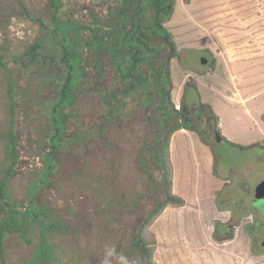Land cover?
Listing matches in <instances>:
<instances>
[{
  "label": "rangeland",
  "instance_id": "374dc122",
  "mask_svg": "<svg viewBox=\"0 0 264 264\" xmlns=\"http://www.w3.org/2000/svg\"><path fill=\"white\" fill-rule=\"evenodd\" d=\"M53 2L58 4L56 19ZM122 2L23 0L24 10L17 0H0L3 11L16 14L7 29L14 53L38 39L46 41L33 61L7 60L17 90L20 146V162L8 182L10 197L27 205L31 188L37 187L35 205L47 206L57 221L49 233L55 247L50 243L54 250L47 264H123L121 257L125 258L135 230L166 196V172L170 192L184 203L167 205L145 227L155 264H264V247L258 246L260 239L253 246L254 233L248 232L264 233V201L253 197L254 188L264 180V0H175L165 23L178 53L170 62L175 109L181 108L187 88L188 99L211 105L221 133L234 144L219 142L214 121L210 127L201 124L223 155L217 174L210 145L193 130L172 133L164 157L166 170L155 161L150 147L164 141L170 126L158 127L161 117L155 114V102L140 104L145 92L115 98L121 99L119 113L108 117L113 102L108 106L106 94L97 90H118L121 83L104 53L102 75L97 74L94 52L83 44L86 77L74 90L72 106L65 108L66 129L56 163L49 179H43L49 168L48 134L53 130L49 109L67 71L58 22L78 27L69 38L76 34L91 38L90 29L112 23ZM1 35L0 29L4 42ZM164 50L168 56L171 50ZM143 65L150 77V69ZM6 80L0 74V123L9 100ZM152 91L158 100L157 91ZM78 132L80 138L75 137ZM3 152L0 142V159ZM221 224L231 226L228 233L217 231ZM30 231L29 237L6 235V259L3 262L0 256V264H24L36 249V256L41 255V244L36 243L42 229ZM125 259L134 263L133 257Z\"/></svg>",
  "mask_w": 264,
  "mask_h": 264
},
{
  "label": "trees",
  "instance_id": "16d2710c",
  "mask_svg": "<svg viewBox=\"0 0 264 264\" xmlns=\"http://www.w3.org/2000/svg\"><path fill=\"white\" fill-rule=\"evenodd\" d=\"M18 3L26 10L23 0H17ZM175 0H124V5L116 10L114 21L108 23L105 27H95L90 29L92 31L91 38H84L76 34L73 38H69V32L78 30V27L73 23H65L59 21V29L64 35V55L63 61L66 64V76L61 84L58 99L50 106V117L53 122V130L48 134V142L50 149L46 154L49 168L43 172V179H49V175L55 166V156L61 146L63 133L65 132L64 111L65 108L71 107L74 103V90L81 86L80 79L86 77L84 57V46L87 44L88 48L93 50L92 55L95 58L93 62L97 74L101 76L103 69L102 58L103 53L107 55L108 61L114 68L118 75V82L121 86L118 90H97L98 93L106 94V103L113 107L107 113L108 117H114L119 113L120 102L115 103L117 95L125 97L129 93H136L142 89H154L160 93V101L156 106L155 114L161 117L163 124L161 128L168 125L169 130L165 135L164 141L150 147L151 153L165 170L167 167L166 159L169 140L173 132L179 129H188L197 132L204 143L210 145L214 154V172L217 174V165L220 152L216 150L207 136L197 127H192L191 123L180 121L182 116V109H175L172 102V78L170 62L174 57L178 56L176 51L175 41L172 33L168 30L165 23L171 18L174 12ZM53 6L57 8V2H53ZM58 13V8L54 12V19ZM16 14H8L0 8V29L3 32L4 42H0V74L6 75V88L8 101H6V111L3 113L2 122L0 123V142L4 146V152L0 159V256L4 262L6 259V251L4 246V239L9 233H21L26 237L31 235V229L38 226L42 233L39 241L36 244H41V255L36 256L37 249L33 257L24 264H47L53 254L52 247L49 240V233L56 226L57 221L49 216L47 206H36L34 202V194L37 187L31 188L29 192L30 203L27 205L21 204L10 197L8 192V182L10 177L15 173L17 165L20 162V146L19 133L16 129V108L18 106L17 90L13 78V71L9 68L7 60L12 59L14 62H19L21 59L29 57L31 61L41 55L39 48L46 46V41L42 39L36 40L30 44L21 53L13 52V45L8 39V24L11 17ZM30 15V13H29ZM171 46V48H169ZM170 49V54L165 56V50ZM215 58L210 62L213 66ZM145 64L149 67L151 73L150 78H147L146 73L142 71L141 65ZM145 73V74H144ZM187 85H190L187 83ZM195 92H198L197 86L193 85ZM188 89L182 97V105L187 102ZM122 99V98H121ZM209 107L213 117V121L217 125L215 133L219 135L222 141L230 142L220 131L218 127V115L215 113L210 104ZM158 112V113H156ZM173 116L174 119H169L168 116ZM78 132L75 137L80 138ZM259 143L252 144L257 146ZM149 147V145H148ZM243 147V146H241ZM160 156V158L157 157ZM167 185L166 196L160 199L158 205L152 209L150 214L145 217L135 230L132 243L127 246L124 251V257L130 259L133 257V264H155L153 260L152 240L145 238V227L156 217L167 205H183L184 199L170 192L169 178L164 174ZM219 208H222L219 205ZM48 218L45 221L44 218ZM217 231L223 230L224 224L217 225ZM31 228V229H30ZM54 246V245H53ZM55 247V246H54Z\"/></svg>",
  "mask_w": 264,
  "mask_h": 264
},
{
  "label": "flooded vegetation",
  "instance_id": "af4514ba",
  "mask_svg": "<svg viewBox=\"0 0 264 264\" xmlns=\"http://www.w3.org/2000/svg\"><path fill=\"white\" fill-rule=\"evenodd\" d=\"M122 4L120 5V7H122L124 5V0H122ZM143 64L141 65V69L143 72H145V70L143 69ZM149 68V67H148ZM146 73V72H145ZM144 73V74H145ZM147 78H150L148 76V74L146 73L145 75ZM117 91V90H116ZM145 92V94H143V96L140 99V104H147V103H154V111L156 109V106L159 104V101H160V93H158L159 95V99L158 100H155L153 99V95L150 94V93H154L153 91L152 92H149L148 88L147 89H142L140 88L139 91H137L136 93H129L126 95V97L128 95H131V94H137L138 92ZM156 92V91H155ZM120 96V95H117L116 96V99L117 97ZM121 97V96H120ZM122 98V97H121ZM120 98H118V100L115 101V103H117L118 101L120 102ZM189 101V102H188ZM116 105V104H115ZM204 108L208 109V107L206 106V104L200 102V101H193V99H188L187 98V102L185 105H181V108L179 109H182L183 110V114L182 116L179 117V120L180 121H184L185 123H191V126L192 127H197L198 129H200L201 131L203 130V128H201V124H207L208 127H210V122L213 121V117H212V114L210 112V110L208 109V112H206V114H204ZM152 121H154V117L151 118ZM158 122H159V125L158 127L161 128L160 125L163 124L162 120L161 119H157ZM205 122V123H204ZM205 135H206V132L202 131ZM219 140V142L222 140L221 137L217 134H215ZM202 140V138H201ZM203 141V140H202ZM218 144V143H217ZM215 162V161H214ZM214 162H212L214 164ZM214 166V165H213ZM240 193V192H238ZM253 197H255V188H254V192H253ZM256 199V198H255ZM256 200H261V201H264V199H256ZM223 208V207H222ZM228 209H230V207L227 206ZM223 227V230L221 232H229V230L231 229V226L227 225V224H224ZM250 233H254L253 236L251 237L252 238V245L255 246V241H257L258 239H260V242L258 244V246L260 247H264V236L262 238V235H264V233L262 231H258V229H256V231H248ZM262 240H261V238ZM259 241V240H258Z\"/></svg>",
  "mask_w": 264,
  "mask_h": 264
},
{
  "label": "water",
  "instance_id": "95a60500",
  "mask_svg": "<svg viewBox=\"0 0 264 264\" xmlns=\"http://www.w3.org/2000/svg\"><path fill=\"white\" fill-rule=\"evenodd\" d=\"M202 62L205 63L206 59L203 58ZM255 197L256 199H264V180L257 184L255 189Z\"/></svg>",
  "mask_w": 264,
  "mask_h": 264
},
{
  "label": "clouds",
  "instance_id": "9594fccd",
  "mask_svg": "<svg viewBox=\"0 0 264 264\" xmlns=\"http://www.w3.org/2000/svg\"><path fill=\"white\" fill-rule=\"evenodd\" d=\"M109 255H111V253H109ZM122 261H123V264H128L127 260L123 257H121Z\"/></svg>",
  "mask_w": 264,
  "mask_h": 264
}]
</instances>
